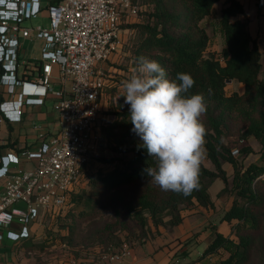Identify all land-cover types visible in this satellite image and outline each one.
<instances>
[{
    "label": "trees",
    "instance_id": "16d2710c",
    "mask_svg": "<svg viewBox=\"0 0 264 264\" xmlns=\"http://www.w3.org/2000/svg\"><path fill=\"white\" fill-rule=\"evenodd\" d=\"M133 1L140 9L139 17L127 28L137 37L129 47V68L125 70L130 77L137 57L145 56L159 62L169 80L181 72L193 77L195 84L188 94L205 95L207 111L201 120L207 129L205 149L215 170L202 162L199 189L189 196L165 192L152 184L144 169L154 161L133 131L130 106L123 92L113 85L108 93L114 102H109L110 111L104 105L99 120L100 145L107 153L92 155L83 169L81 179L90 186V194L73 189L66 208L55 216L59 239L72 245L77 218L110 208L113 221L103 229L106 236L100 237L98 248L101 254L114 253L124 243L115 235V228L146 239L152 229L157 231L166 222L178 226L185 219V210L215 206L209 189L220 179L224 187L219 194L230 199L221 217L229 224V231L213 230V240L199 259L203 263L215 259L210 264H249L264 230V71L261 49L250 33L245 7L239 0L225 2L219 21L223 48L217 52L210 50L211 36L204 22L220 0ZM229 80L243 84V92L228 93ZM234 124L240 125L238 140L244 143L236 149L237 154L225 142ZM251 139L262 144L261 162L246 164L245 158L254 152ZM225 163L233 167L231 177ZM137 184L144 188L136 197L124 193L125 188ZM55 236L48 229L42 237L45 240H28L24 248L44 249ZM180 250L188 255L189 248L183 246ZM261 258L264 261V254Z\"/></svg>",
    "mask_w": 264,
    "mask_h": 264
},
{
    "label": "built area",
    "instance_id": "2783aa9c",
    "mask_svg": "<svg viewBox=\"0 0 264 264\" xmlns=\"http://www.w3.org/2000/svg\"><path fill=\"white\" fill-rule=\"evenodd\" d=\"M44 8L48 27L24 25ZM139 11L133 0H0V121H20L24 103L49 97L60 122V130L37 150L1 158L0 241L30 238L33 224L66 208L101 141L108 91L100 64L117 50L123 17L137 19ZM33 35L43 41L40 68L23 54V40ZM23 159L34 161L33 167H20ZM129 255L124 245L102 259L123 264Z\"/></svg>",
    "mask_w": 264,
    "mask_h": 264
},
{
    "label": "rangeland",
    "instance_id": "374dc122",
    "mask_svg": "<svg viewBox=\"0 0 264 264\" xmlns=\"http://www.w3.org/2000/svg\"><path fill=\"white\" fill-rule=\"evenodd\" d=\"M137 5V2H134ZM138 6V5H137ZM218 12V6L215 10ZM221 16V15H220ZM135 20V17H130L128 20L126 17H123V22L121 24V28H127L128 25L132 24ZM49 11L47 8L42 9L41 13L31 19L25 21L24 25L30 28L37 29L39 26L48 27L49 26ZM205 26L208 29V32L211 36V44L210 50H215L220 52L223 48V37L220 30V23L218 18L211 14L207 20H205ZM129 31L126 33H130L131 29L127 28ZM124 33V32H122ZM125 35V34H124ZM125 37H122V41H124ZM25 47L27 49L26 55L35 57L39 55V51L41 49V44L38 41H26ZM114 53L110 56L109 60L100 64V67L105 71L106 74V85L107 91L111 86H118V89L123 92L121 85L122 82L129 78V71L125 70L129 68L128 61L126 59L122 60V56L112 59ZM262 62L264 65V56L262 58ZM264 71V69H263ZM264 76V73H263ZM244 86L243 84L235 81L233 83H228L227 92L238 91L243 92ZM106 101H105V109L109 110V102H114V99H110L109 93H107ZM50 105H52L51 100ZM105 110V111H106ZM110 111V110H109ZM108 119H113V116L107 114ZM240 125L234 124L232 129L228 132L227 137L225 138V142L234 147V154H237L236 149H238L239 145H243V142L238 140V135L240 134ZM250 145L254 149V152L247 156L244 160L246 164L250 162H261V149L262 144L257 139H251ZM101 153H107L105 147L99 145L98 151L95 155H99ZM203 164L211 170H215L214 165L209 160L206 152L205 159L203 160ZM224 168L227 169L230 177L233 173V167L229 163L224 164ZM264 177V176H263ZM156 186V185H155ZM157 187V186H156ZM224 187V183L220 179H216L211 187L210 193L212 198L215 201L214 207L209 208H201V207H192L184 211L185 219L181 226L177 228V231L173 230L174 226H171L168 222H166L163 226H161V230H154L150 232V235L146 239H138L136 236L128 235L125 230H118L115 228L114 233L118 237L123 239V246L127 245L129 248L135 247L138 245H143L147 243V240L155 237L159 234H163L168 236L170 234H178V237L174 238V240L170 243L173 246L170 247V252L163 254L161 264H170L173 261H179L180 264H210V262H214L215 259L209 261V263L200 261V257L203 254V250L207 244V237L211 236L207 234L211 230H220L222 232L229 231V224L223 223L221 220L222 215L225 210L230 205V199L227 195H220L221 189ZM144 188L143 184H137L124 189V193L130 197H136L137 194ZM159 188V187H157ZM264 191V188L262 189ZM77 193H85L90 194L91 189L88 184H86L82 179H80L74 187V190ZM19 206H23L20 204ZM89 209V208H88ZM52 217L47 216V219L42 221L40 227H45V231L52 224ZM112 213L110 208L99 209L96 210L95 213L88 215L85 218H77L76 219V229L73 236L74 243L72 245H68L66 241L61 243L58 231L59 227L57 225H53V227H57L56 230H53L57 236L52 239L50 244H46L44 249H40L39 247L36 250L30 251V253H26V261L27 264H60L62 260H65L71 255L81 256L86 260V264L90 262L100 261L101 253H99V239L101 236H106V232H103L105 226L109 223H112ZM16 225V224H15ZM170 226V227H169ZM165 229V231H164ZM44 231V234H45ZM165 232V233H164ZM62 233H65L62 231ZM42 234V235H44ZM61 236V235H60ZM66 237V236H64ZM205 238L204 240H201ZM41 239V240H40ZM37 239L42 241L44 238ZM45 240V239H44ZM57 240V241H56ZM167 244V245H170ZM121 246V247H123ZM183 246L189 248V252L187 256H184L182 251L180 250ZM120 247V248H121ZM161 249V248H160ZM172 252V255L169 253ZM264 254V230L260 235L259 243L257 244L253 258L249 264H264L262 260V255ZM90 260V261H89ZM67 261V260H65Z\"/></svg>",
    "mask_w": 264,
    "mask_h": 264
},
{
    "label": "clouds",
    "instance_id": "9594fccd",
    "mask_svg": "<svg viewBox=\"0 0 264 264\" xmlns=\"http://www.w3.org/2000/svg\"><path fill=\"white\" fill-rule=\"evenodd\" d=\"M136 65L121 88L133 131L154 161L144 172L162 191L189 196L199 189L206 156L205 95L188 94L195 84L189 73L169 80L160 63L145 56Z\"/></svg>",
    "mask_w": 264,
    "mask_h": 264
},
{
    "label": "crops",
    "instance_id": "0c3cea01",
    "mask_svg": "<svg viewBox=\"0 0 264 264\" xmlns=\"http://www.w3.org/2000/svg\"><path fill=\"white\" fill-rule=\"evenodd\" d=\"M227 0H220L215 4L212 14H214L218 20L220 21L221 10ZM245 7L246 14L249 17V30L254 39L258 42L262 58L264 56V0H239ZM218 6V12L215 13L216 8ZM211 16V15H210ZM208 16L207 18H209ZM207 18L205 20H207ZM237 18L242 19V16H238ZM129 30L127 28L122 29L119 37V45L117 50L114 52V56L112 59L118 58L119 55L122 56V60L126 59V56H129V47L132 44V41L137 37V33L132 31L130 33H126ZM124 32V33H122ZM125 34V35H124ZM122 37H125L124 41H122ZM38 41L41 44V49L39 51V55L32 57L26 55V41ZM43 47V41L41 39L36 38V36H32L29 39L23 40V54L28 57L36 67L40 68L41 66V52ZM215 51V50H214ZM110 61V60H109ZM110 62H113L112 60ZM263 64V62H262ZM264 69V65H263ZM2 72L0 68V73ZM37 74V71L34 69V75ZM55 74H57V69H55ZM55 86H59L57 78L54 79ZM233 83V81L231 82ZM4 88L0 85V98L3 97ZM51 98H44L43 100H38V98H33L32 101L24 103L23 105V115L20 121L17 122H9L4 119L0 121V166L2 165L1 158L10 153L20 155L23 151H34L40 148L43 144L50 141L51 137L56 134L60 130V122L59 117L53 109V102L50 105ZM1 117V116H0ZM34 161H28L23 159L20 167L22 168H32ZM4 190V181L0 179V195ZM202 208V207H201ZM47 219V217L45 218ZM52 220V224L48 229L56 230L57 227H53L55 225L54 219ZM44 221V219L42 220ZM42 221H39L31 227L32 236L27 239H22L20 241H12L9 239H4L0 241V264H27L26 261V253H30V251L25 250V242L28 240H37L42 237H45L47 231H45V227H40ZM184 222V221H183ZM182 222V223H183ZM223 223H227L222 221ZM182 223L178 226H174L173 230L177 231V228L182 225ZM18 225L16 224L15 227ZM170 227V226H169ZM161 230V227L159 228ZM45 231V234H44ZM165 231V229H164ZM220 231V230H219ZM165 233V232H164ZM44 234V235H42ZM211 236L207 237L206 246L213 240V230L208 232ZM178 237V234H170L165 236L163 234H159L151 239L147 240V243L143 245H138L130 248V255L126 258L123 264H161L163 254L168 255L170 252V247L173 244H170L174 238ZM202 238L201 240H204ZM170 244V245H167ZM205 246V247H206ZM161 248V249H160ZM120 248L117 249V251ZM100 250V249H99ZM116 251V252H117ZM100 253V251H98ZM101 258L100 261L90 262L87 264H106V262ZM172 255V252L169 253ZM67 260V261H65ZM62 260L60 264H86L87 259H83L81 256L77 257L71 255V257ZM90 261V260H89Z\"/></svg>",
    "mask_w": 264,
    "mask_h": 264
},
{
    "label": "water",
    "instance_id": "95a60500",
    "mask_svg": "<svg viewBox=\"0 0 264 264\" xmlns=\"http://www.w3.org/2000/svg\"><path fill=\"white\" fill-rule=\"evenodd\" d=\"M231 82H232V80H229V81H228V83H231Z\"/></svg>",
    "mask_w": 264,
    "mask_h": 264
}]
</instances>
